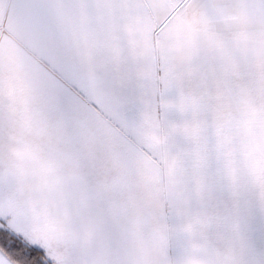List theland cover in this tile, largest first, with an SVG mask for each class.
<instances>
[{"label": "rangeland", "instance_id": "374dc122", "mask_svg": "<svg viewBox=\"0 0 264 264\" xmlns=\"http://www.w3.org/2000/svg\"><path fill=\"white\" fill-rule=\"evenodd\" d=\"M140 1L134 17L169 12L154 32L178 12L209 28L193 30L215 45L208 104L168 90L169 57L156 104L129 88L131 66L106 80L108 58L143 52L130 59L111 0H0V226L53 264H264V0H242L246 30L235 0ZM99 27L119 46L96 54Z\"/></svg>", "mask_w": 264, "mask_h": 264}, {"label": "crops", "instance_id": "0c3cea01", "mask_svg": "<svg viewBox=\"0 0 264 264\" xmlns=\"http://www.w3.org/2000/svg\"><path fill=\"white\" fill-rule=\"evenodd\" d=\"M122 0H111L112 2V9L111 14L113 15L114 19L118 18H125L126 20V27L127 31L125 34L129 36L128 43L133 46V49L135 51V54L140 48V51L143 49V52H140V55L142 54V59L140 62V65H128L127 59L119 57L118 55H112L110 58H108V61H110L111 68L110 73L113 74L109 79H106L111 83V79L114 80V78L117 77V75H120L119 70H122V74L127 73V70L130 67V70L127 74H130V76L133 77L134 80H132L130 84V89L135 90L138 88L139 90H143L145 92L150 91L152 93L151 101L155 104L158 102L161 97L159 96L162 91V83H160V70L162 69L159 65V61L163 62L162 59L168 60V57L170 58V64L167 67L166 63L164 64V74H166V68H168L170 74H168L169 79L166 81V86H168V90L176 91L179 94L178 97L182 98L185 101L193 102L195 103V100L197 99H203L204 102H207L208 104V98L210 95H208L209 91L207 88L209 84L212 82H215V80H212V75H214L212 68L216 66V57H215V45H211L208 41V39H201L199 36H197L196 32L193 30H201L200 26L206 24L201 21L198 16H194L193 14L195 11L198 13V9L191 10L193 15H190L187 13V17L184 19L180 16H182V12H178V29L173 30L170 35L167 34L166 30H157L154 32L155 26L159 24V22L155 21V18H166L165 22H168L167 16H169V12L167 15H155L152 13V11L149 9L147 10L146 6H143L142 11L139 10L138 12H142V17H134L136 13V6L140 5L138 3L130 4L131 0L126 1V6H124L123 3H119ZM183 1V0H182ZM187 1V0H186ZM217 2L219 1L220 4L224 6V9L226 8L225 5L230 4L229 0H210V2ZM225 1V2H224ZM231 1V0H230ZM118 2V3H117ZM140 2H145L142 0ZM242 0H235V7L237 8L233 14H238L237 17L233 16L234 24L237 25L238 30H246V18H245V10L246 7L244 5H241ZM181 7L183 9L182 4H178V8ZM145 9V10H144ZM121 13V14H120ZM224 13V12H223ZM141 15V14H139ZM232 15V14H231ZM218 15H216L217 17ZM220 17V15L218 16ZM137 21V18L141 20L142 22L135 23L131 19ZM151 18V19H149ZM226 18V16L224 17ZM128 19V20H127ZM154 19V20H153ZM163 19V20H164ZM198 19V21H194V24L192 23V20ZM151 20L153 22H151ZM151 22V24H150ZM162 22V21H161ZM164 22V23H165ZM163 23V24H164ZM162 24V25H163ZM222 27V26H221ZM225 30H229L231 28V24H226L224 26ZM132 30L135 32V36H132ZM178 30V35H177ZM204 30H209V28L206 26ZM212 30H216L213 28ZM217 30H219L217 28ZM141 32V33H140ZM161 32V34H160ZM138 33H140L138 35ZM119 30H110L107 28H101L99 27L94 32V38L92 40L96 52L99 50L100 45H103L106 43V39L112 41L114 45L119 46L118 42V35ZM147 35V38H143L144 35ZM108 36V38H106ZM141 36V37H140ZM131 37V39H130ZM171 37V38H170ZM143 38V39H142ZM199 38V39H198ZM213 47L211 49V47ZM161 52V53H160ZM168 53V55H167ZM241 53V51H240ZM239 53V57L240 56ZM133 54L130 59L135 58L134 60H138L140 55L139 54ZM136 56H139L138 58ZM104 61V60H103ZM209 62L208 67H210V71L207 70L205 73H199L198 76L194 75L191 72L187 73V78H185V81L182 80V78L179 80V86H178V73L182 75L181 72H178V67L185 66L188 67H194V66H206ZM115 67V68H114ZM112 70L114 73H112ZM115 73L117 74L116 76ZM183 76V75H182ZM181 77V76H180ZM186 84V85H184ZM189 89H195V90H189ZM214 88V86H213ZM184 90L186 92L191 91L189 94L185 93V96L183 97L182 93L179 91ZM162 99H165L166 103H169L168 100H172L170 97H163ZM196 104V103H195ZM164 105H166L164 103ZM168 106V105H166ZM183 106V105H182ZM184 107V106H183ZM190 108V106H188ZM184 113V112H183ZM0 264H11L1 253H0Z\"/></svg>", "mask_w": 264, "mask_h": 264}, {"label": "trees", "instance_id": "16d2710c", "mask_svg": "<svg viewBox=\"0 0 264 264\" xmlns=\"http://www.w3.org/2000/svg\"><path fill=\"white\" fill-rule=\"evenodd\" d=\"M1 226L0 253L11 264H53L42 248L28 244L22 236L12 234Z\"/></svg>", "mask_w": 264, "mask_h": 264}]
</instances>
